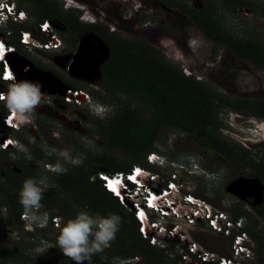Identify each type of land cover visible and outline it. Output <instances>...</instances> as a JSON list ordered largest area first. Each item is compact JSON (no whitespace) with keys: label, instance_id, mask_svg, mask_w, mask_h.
I'll return each instance as SVG.
<instances>
[{"label":"trees","instance_id":"obj_1","mask_svg":"<svg viewBox=\"0 0 264 264\" xmlns=\"http://www.w3.org/2000/svg\"><path fill=\"white\" fill-rule=\"evenodd\" d=\"M164 1L176 5L182 14L190 18L205 39L212 43L215 55L228 51L255 69L264 71V41L235 36L225 25L226 16L239 15L242 9L250 10L258 24L259 20L264 19V5L259 4L258 0ZM192 2L201 8L192 7ZM25 5L36 9L33 14L38 18L36 25L46 20L60 19L69 31L63 35V41L69 47L75 49L78 37L85 34H94L108 45L111 54L101 66L108 99L99 94L97 100L103 105L112 106L113 110L106 114L104 121L94 126L92 135L100 138V150L73 156L82 157L83 162L79 165L65 163L60 157L51 161L54 165L57 161L64 164L67 171L62 174L47 171L50 182L43 191L40 211L48 213V225L34 232L24 228L18 194L25 179H40L44 172L39 169L37 162L42 158L34 154L35 159L28 162L24 149L0 151V223L13 228L10 233L0 230V264L34 263L35 259L31 255L34 244L44 241L56 247L60 228L82 210L102 216L115 213L121 217L115 239L110 242L108 249L93 254L91 264H109L110 260L119 257L142 258L143 262L139 264H176L166 262L164 251L141 237L133 214L104 188L99 174L128 173L132 169L131 165L119 163L112 151L129 157L135 166L139 163L148 165V155L159 153L160 145L168 147V133L174 132L194 141L205 153L217 154L243 172H249L251 179H258L264 186V145L262 151L252 155L242 146L229 142L221 133L224 125L220 119L223 112L234 111L264 120V100L227 97L211 84L185 75L182 68L167 59L162 52L142 42L120 39L109 33L108 27L102 24L83 23L69 11L61 13L48 0H21L18 10H23ZM219 5L224 8L219 10ZM4 30L3 35L6 34ZM21 31L30 32V29L23 26L16 30V37L9 40L19 54H22L23 49L19 43ZM37 66L41 67L40 64ZM71 88L80 89L74 85ZM140 104L147 106L148 111H141ZM5 114L6 108L2 102L1 119ZM26 129L8 131L22 142L27 140L23 135ZM14 169L20 170V173ZM54 217L63 220L58 229L51 223ZM235 218L247 219L244 231L257 243V252L261 262H264V202L254 207L252 214L238 210ZM59 255V264L73 262L61 251Z\"/></svg>","mask_w":264,"mask_h":264},{"label":"rangeland","instance_id":"obj_2","mask_svg":"<svg viewBox=\"0 0 264 264\" xmlns=\"http://www.w3.org/2000/svg\"><path fill=\"white\" fill-rule=\"evenodd\" d=\"M48 1L53 2L61 13L69 11L83 23L102 24L108 27L109 33L116 35L120 39L142 42L148 47L162 52L167 59L179 65L185 75L193 76L197 80L211 84L215 90H218L227 97L264 100V71L255 69L252 65L239 60L228 51H221L219 56L215 55L212 50V43L205 39L190 18L182 14L176 5H169L164 0ZM258 1L259 4L264 5V0ZM14 2L17 6L21 4V0H14ZM191 6L201 8L195 2H192ZM223 8V5H219L218 7L219 10ZM21 11L26 13L28 17L27 21L22 23L11 21L6 28L3 27L9 40L14 39L16 37V30L22 29L23 26L28 27L34 35H38V25H36L38 18L33 16L36 13V9L25 5V8ZM253 17V13L250 10L242 9L239 11V15L226 16V28L235 36L264 41V19L259 20L258 24H256V20ZM52 21H55L61 30H63L59 31V35L63 39V35H67L69 31L64 28L65 26L60 19ZM83 36L78 37V44L75 49L69 47L64 41L63 48L56 52L28 51L22 47V54L29 63L51 74L49 77L55 82L60 91L66 88L67 91L73 89L71 88L72 85L78 86L80 87L78 90L88 93L92 101L91 105L84 107L75 108L71 106L72 108H64L62 100L57 98L51 103V107L49 105L45 109H38L39 115L34 117V126L32 127V124L29 125L34 131H30L28 128L24 130L23 135L27 140H21L20 149H24L28 162L35 159L34 154L41 156L42 159H38L37 166L44 173L37 181L44 180V185H42L44 190L49 187L50 182L47 171L53 173L51 167L54 164L51 161H55V158L59 157L58 152L60 150L69 149L72 156L90 150H100L99 148L102 146L100 138L92 135L95 132L94 126L104 121L106 114L113 110L112 106L103 105L97 100L99 94L101 97L108 99V92L104 88L106 83L103 80L101 70L91 80L85 79L83 76H73L69 71V66L74 60V54ZM37 64H40L41 67L37 66ZM32 78L39 82H45L44 79L35 75ZM8 85H4L3 88L7 90ZM95 106L101 107L103 111L97 114L94 111ZM139 108L141 111H148V107L143 104H140ZM229 115L236 129L228 126ZM240 117L255 119L234 111L223 112L220 115L222 125H224L221 133L229 142L238 144L252 155H255L257 152L262 151L264 142L259 143L252 138H247V141L245 140L244 136L250 137V132L257 125L254 122H249L244 126L240 119H238ZM255 120L264 122V120ZM1 129L2 119L0 116ZM229 129L233 133H228ZM6 132L13 139H18L14 133L10 131ZM53 132L59 134L58 138L52 135ZM262 136L264 140V135ZM167 139L168 147L160 145L158 147L159 153H157L166 160L164 168L156 165L152 167L145 163H139L136 166L145 167L166 177L175 173L170 166V161L181 164L182 161L194 158L202 167L206 168L204 169L208 174H210V171L213 173L211 172L212 174H210L209 179H185V187L187 189L195 193L196 197L212 204L217 210L227 212L233 219H236L238 210H243L250 214L253 213L252 203L255 200V194L247 195V193L252 191V187H239L240 191L238 190L237 193L229 190V187L238 179H251L248 175L249 172H243L237 166L217 154L205 153L199 145L183 134L179 135L178 133L169 132ZM250 142L258 143L252 144ZM112 154L119 163L126 164L127 166L131 165L132 168L135 166L129 157L122 155L120 152L112 151ZM126 209L129 211L128 208ZM244 221L247 222V219H244ZM62 222L63 220H61V224ZM200 226L205 227V224H201ZM0 230L10 233L13 231V228L0 223ZM186 230L187 235H189L188 242L192 240V233L194 241L204 248L205 252L232 258L233 244L230 238L217 235L210 230L200 229L195 232L194 228H187ZM106 249L108 247L104 250ZM254 251L255 261L253 264H264V262H261L257 252V243L255 241ZM59 252V249L44 241L36 242L34 248L31 250V255L35 259V262L32 264H59ZM163 255L168 263L184 264L182 257L180 258L177 254L164 251ZM120 259L122 258H113L109 261V264H117ZM139 259L140 262H143L142 258Z\"/></svg>","mask_w":264,"mask_h":264},{"label":"built area","instance_id":"obj_3","mask_svg":"<svg viewBox=\"0 0 264 264\" xmlns=\"http://www.w3.org/2000/svg\"><path fill=\"white\" fill-rule=\"evenodd\" d=\"M27 20L26 13L18 10L14 0L12 3H0V29L6 28L11 21L22 23ZM37 29L38 35L29 31L20 32L19 43L23 48L28 51L46 52H56L63 48V39L59 35L61 28L55 21L46 20L40 23ZM6 35L0 36V63L2 64L0 95L7 92L6 88H3L4 82L17 83L12 64H23L28 61L24 55L18 53L16 47L9 43ZM28 70L29 67L24 72ZM42 95L43 99L36 106V110L45 109L49 105L51 107V103L57 98L62 100L64 108L84 107L91 100L90 95L83 90L69 89L64 96L51 95L47 92H42ZM2 102L4 101L0 100V103ZM9 129L20 130L21 125L15 122L14 117L6 109L0 130V151L21 148L18 140L8 136L6 131ZM28 129L34 131L31 126ZM243 142L249 144L246 141ZM147 160L150 165L165 167L166 160L155 153L148 155ZM169 163L175 173L166 177L141 166H134L128 173H101L99 177L101 176L104 188L133 214L141 237L154 247L179 255L184 264H234L235 259L238 258L255 261L254 241L244 231V219H233L227 212L217 210L212 204L196 197L195 193L185 187V179L198 180L194 175L207 171L200 167L194 158L182 161L181 164L175 161ZM137 169L139 172L136 171ZM15 171L20 173V170ZM137 176L140 177L137 179ZM146 176L154 183L145 184L143 181ZM113 181L118 183L114 184ZM21 218L25 223L26 231L34 232L37 228H43L33 226L29 229L26 227V220L23 216ZM51 223L58 229L61 226V219L54 217ZM201 224H205V227H201ZM187 228H194V232L200 229L210 230L217 235L230 238L233 244L232 258L205 252V249L194 241L192 233V240L188 242ZM139 262L140 259L136 257L120 259L117 264H138Z\"/></svg>","mask_w":264,"mask_h":264},{"label":"clouds","instance_id":"obj_4","mask_svg":"<svg viewBox=\"0 0 264 264\" xmlns=\"http://www.w3.org/2000/svg\"><path fill=\"white\" fill-rule=\"evenodd\" d=\"M0 3H12V0H0ZM2 35L1 28L0 36ZM42 99L41 85L38 82L34 83L31 81L11 83L8 85L6 94L0 95V100L4 101V107L8 110L9 114L14 117L15 122L21 125V129L28 128L31 124V126H34V117L39 115V110H36V106L40 104ZM91 104L92 101L90 100L86 105ZM94 111L99 114L103 109L99 106H95ZM228 117V126L232 129H236L233 125L234 122L231 116L229 115ZM238 119H240L244 126L249 122H254V124L257 125V127L250 132V137L244 136L246 141L247 138H252L259 143L264 142L262 139V135H264V122H259L255 119H247L245 117H240ZM228 132L233 133L230 129ZM52 135L57 138L59 136L57 132H53ZM156 155L160 157L159 154L156 153ZM58 156L62 158L65 163L71 165H79L83 162L82 157H73L70 150L66 148L60 150ZM197 163L202 167L198 161ZM51 171L56 174H62L67 171V168L64 167V164L57 161L55 165L51 167ZM194 176L198 179L210 178V174L207 172H199ZM143 182L145 184H147V182L150 184L154 183V181L149 180L148 176L145 177ZM42 185H44V180L42 179L37 181L34 178H27L23 181L18 194V202L23 209L22 216L26 220V227L29 229L33 226L44 227L49 220L48 213L40 211L44 191ZM120 224L121 217L115 213L102 216L99 213L93 214L87 210L79 211L74 218L68 219L60 228L59 234L56 237V247L60 249L64 256L70 258L74 264H84V262L91 264L93 254L103 252L105 248L109 247L110 242L115 239ZM37 251H39V249H37ZM253 263L254 261L239 258L235 259L234 262V264Z\"/></svg>","mask_w":264,"mask_h":264},{"label":"water","instance_id":"obj_5","mask_svg":"<svg viewBox=\"0 0 264 264\" xmlns=\"http://www.w3.org/2000/svg\"><path fill=\"white\" fill-rule=\"evenodd\" d=\"M110 54V48L101 38L94 34H86L79 42L74 54V60L69 66V71L73 76H83L85 79L91 80L100 72L101 66L109 59ZM12 57L15 56L12 55ZM12 67L17 76V82H38L41 85V92H47L51 95L64 96L67 91V88L60 91L55 82L49 77L51 74L46 73L41 68L33 66L29 61L23 62V64H12ZM28 67L29 70L24 72ZM33 75L41 77L45 82L34 80L32 78ZM234 185L239 187H252L257 206L264 202V186L258 179H238L229 187V190Z\"/></svg>","mask_w":264,"mask_h":264},{"label":"flooded vegetation","instance_id":"obj_6","mask_svg":"<svg viewBox=\"0 0 264 264\" xmlns=\"http://www.w3.org/2000/svg\"><path fill=\"white\" fill-rule=\"evenodd\" d=\"M239 188V186H236V185H234V186H232L231 188H230V191H232V192H234V193H237L238 192V190L240 189H238ZM240 191V190H239ZM253 194V191H250L249 193H247V195H252ZM254 199H255V197H254ZM257 206V204H256V199L254 200V202L252 203V208H254V207H256Z\"/></svg>","mask_w":264,"mask_h":264},{"label":"bare ground","instance_id":"obj_7","mask_svg":"<svg viewBox=\"0 0 264 264\" xmlns=\"http://www.w3.org/2000/svg\"><path fill=\"white\" fill-rule=\"evenodd\" d=\"M140 176H137L136 178L138 179ZM112 183H114V184H117L118 182H116V181H113Z\"/></svg>","mask_w":264,"mask_h":264},{"label":"snow or ice","instance_id":"obj_8","mask_svg":"<svg viewBox=\"0 0 264 264\" xmlns=\"http://www.w3.org/2000/svg\"><path fill=\"white\" fill-rule=\"evenodd\" d=\"M136 171L139 172V169H137ZM113 190L115 191V188H113Z\"/></svg>","mask_w":264,"mask_h":264}]
</instances>
